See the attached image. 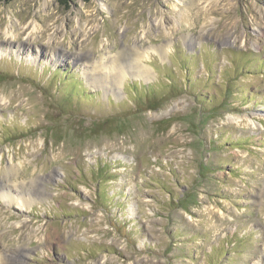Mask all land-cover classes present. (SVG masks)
Returning <instances> with one entry per match:
<instances>
[{
	"label": "rangeland",
	"instance_id": "374dc122",
	"mask_svg": "<svg viewBox=\"0 0 264 264\" xmlns=\"http://www.w3.org/2000/svg\"><path fill=\"white\" fill-rule=\"evenodd\" d=\"M4 181L16 264H264V0H0Z\"/></svg>",
	"mask_w": 264,
	"mask_h": 264
},
{
	"label": "bare ground",
	"instance_id": "6f19581e",
	"mask_svg": "<svg viewBox=\"0 0 264 264\" xmlns=\"http://www.w3.org/2000/svg\"><path fill=\"white\" fill-rule=\"evenodd\" d=\"M135 68H136V72H138L140 74H147V72H146L147 68H145V69H138L137 67H135ZM116 73H118V72L116 71ZM5 182L6 181H4V183L0 184V198H2L4 201H6V203L9 204L12 202H16L22 208V207H26L27 205H30L31 202H33V200L36 199L35 198L36 195L29 196L30 191L25 190L24 188H22V186L19 188L11 187L9 184H6ZM32 182H34V181L32 180ZM13 252H15V251H13ZM14 257L15 256L6 255V254H5V256L1 255L0 256V264H16L13 261Z\"/></svg>",
	"mask_w": 264,
	"mask_h": 264
},
{
	"label": "trees",
	"instance_id": "16d2710c",
	"mask_svg": "<svg viewBox=\"0 0 264 264\" xmlns=\"http://www.w3.org/2000/svg\"><path fill=\"white\" fill-rule=\"evenodd\" d=\"M59 2L65 6L68 4V0H59Z\"/></svg>",
	"mask_w": 264,
	"mask_h": 264
}]
</instances>
